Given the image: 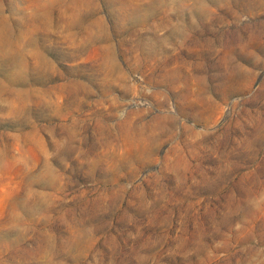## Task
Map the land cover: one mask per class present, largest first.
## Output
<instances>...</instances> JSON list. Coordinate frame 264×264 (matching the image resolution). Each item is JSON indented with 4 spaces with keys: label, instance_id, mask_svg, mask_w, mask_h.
I'll return each instance as SVG.
<instances>
[{
    "label": "rangeland",
    "instance_id": "374dc122",
    "mask_svg": "<svg viewBox=\"0 0 264 264\" xmlns=\"http://www.w3.org/2000/svg\"><path fill=\"white\" fill-rule=\"evenodd\" d=\"M0 264H264V0H0Z\"/></svg>",
    "mask_w": 264,
    "mask_h": 264
}]
</instances>
